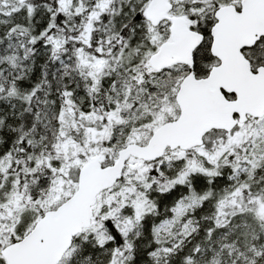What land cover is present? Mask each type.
I'll list each match as a JSON object with an SVG mask.
<instances>
[{
    "label": "snow or ice",
    "instance_id": "snow-or-ice-1",
    "mask_svg": "<svg viewBox=\"0 0 264 264\" xmlns=\"http://www.w3.org/2000/svg\"><path fill=\"white\" fill-rule=\"evenodd\" d=\"M0 264H264V0H0Z\"/></svg>",
    "mask_w": 264,
    "mask_h": 264
}]
</instances>
